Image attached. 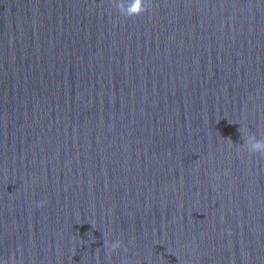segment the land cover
<instances>
[{
  "label": "water",
  "instance_id": "95a60500",
  "mask_svg": "<svg viewBox=\"0 0 264 264\" xmlns=\"http://www.w3.org/2000/svg\"><path fill=\"white\" fill-rule=\"evenodd\" d=\"M248 137L264 0H0V264H264Z\"/></svg>",
  "mask_w": 264,
  "mask_h": 264
},
{
  "label": "clouds",
  "instance_id": "9594fccd",
  "mask_svg": "<svg viewBox=\"0 0 264 264\" xmlns=\"http://www.w3.org/2000/svg\"><path fill=\"white\" fill-rule=\"evenodd\" d=\"M146 9L141 7L138 12H133L131 7L128 8L121 7L119 9L120 13L122 15H138L140 12L145 11ZM246 146L249 151H261L264 150V144H262L260 141L255 140L254 137H248V139L245 141Z\"/></svg>",
  "mask_w": 264,
  "mask_h": 264
}]
</instances>
